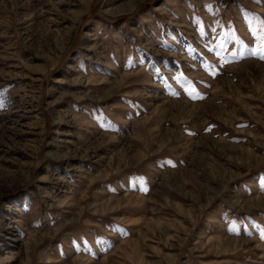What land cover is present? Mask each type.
<instances>
[{"label":"rangeland","instance_id":"374dc122","mask_svg":"<svg viewBox=\"0 0 264 264\" xmlns=\"http://www.w3.org/2000/svg\"><path fill=\"white\" fill-rule=\"evenodd\" d=\"M261 20L0 0V264H264Z\"/></svg>","mask_w":264,"mask_h":264},{"label":"snow or ice","instance_id":"6c2138e0","mask_svg":"<svg viewBox=\"0 0 264 264\" xmlns=\"http://www.w3.org/2000/svg\"><path fill=\"white\" fill-rule=\"evenodd\" d=\"M260 24V31L257 32L255 28L252 29L253 35L258 39V48L256 52L259 53L260 58L264 59V20L259 21ZM175 94V93H174Z\"/></svg>","mask_w":264,"mask_h":264},{"label":"bare ground","instance_id":"6f19581e","mask_svg":"<svg viewBox=\"0 0 264 264\" xmlns=\"http://www.w3.org/2000/svg\"><path fill=\"white\" fill-rule=\"evenodd\" d=\"M232 241H230V245H231Z\"/></svg>","mask_w":264,"mask_h":264}]
</instances>
